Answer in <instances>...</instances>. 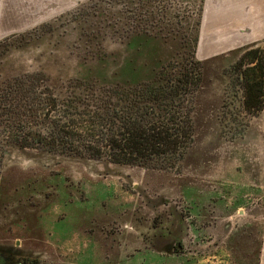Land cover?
I'll return each instance as SVG.
<instances>
[{
  "label": "rangeland",
  "instance_id": "1",
  "mask_svg": "<svg viewBox=\"0 0 264 264\" xmlns=\"http://www.w3.org/2000/svg\"><path fill=\"white\" fill-rule=\"evenodd\" d=\"M7 1L0 8L1 97L11 93L4 86L22 77L33 79L27 87L34 95L51 93L56 99L100 84L125 87L149 79L180 48L179 38L153 39L136 27L126 36L123 28L137 11H127V0L123 5L118 0H54L48 8L50 4L40 2L30 18L24 10L28 4L19 3L23 8L15 13L8 8L14 0ZM12 14H23L15 19L18 26ZM253 46L264 50L263 42L247 47ZM223 55L203 61L191 114L193 143L177 172L0 142V264H20V255L35 258L37 264H187L186 258L171 256V248L162 249L163 243L173 246L197 226L204 232L201 221H207L212 207H221L222 192L214 180H222L226 164L238 162L234 157L244 134L228 140L218 127L223 113L227 122L244 117L234 109L237 96L224 75L234 55ZM6 112L0 109V120L8 118ZM72 113L61 107L54 115ZM94 121L83 116L68 125L93 135ZM201 258H192L191 264H211Z\"/></svg>",
  "mask_w": 264,
  "mask_h": 264
},
{
  "label": "trees",
  "instance_id": "2",
  "mask_svg": "<svg viewBox=\"0 0 264 264\" xmlns=\"http://www.w3.org/2000/svg\"><path fill=\"white\" fill-rule=\"evenodd\" d=\"M148 1H126L127 11L137 10L138 15L131 12V21L123 30L126 36L136 27L140 33L152 34L153 39L179 38L180 48L173 59L159 66L145 81L125 87L120 83L100 84L98 89L84 88L85 92L78 90L61 99L51 93L34 95L27 87L33 80L30 77L10 81L4 86L11 92L8 98L0 96V109H7L8 117L0 120V142L51 155L177 172L193 143V99L203 72V63L195 57L202 0L196 18H191V13L179 18L178 11L169 12V6L161 4V0L150 8ZM172 13L177 17H171ZM239 52L224 75L237 96L234 109L244 117L228 122L225 113L218 117L220 132L228 140L242 135L250 120L264 112V50L253 46ZM117 88L122 92L115 91ZM61 107L74 113L55 116ZM83 116L96 120L93 135H88V129L84 133L69 127L70 121L74 123ZM32 128L38 130L28 131ZM227 128L234 136H227Z\"/></svg>",
  "mask_w": 264,
  "mask_h": 264
},
{
  "label": "crops",
  "instance_id": "3",
  "mask_svg": "<svg viewBox=\"0 0 264 264\" xmlns=\"http://www.w3.org/2000/svg\"><path fill=\"white\" fill-rule=\"evenodd\" d=\"M40 2L50 4L47 8L54 6V0H14L8 8L17 13V9L23 8L19 3L28 4L30 7H24V10L31 13L25 14L30 18L37 14ZM155 2L149 0L147 4L152 8ZM161 2L169 6V12L178 11L179 18L182 17L180 10L185 12L182 15L191 13V18H196L199 0ZM183 2L188 7H183ZM7 3L9 1L2 0L0 8H5ZM175 13L169 15L177 17ZM12 15L18 26L15 19L23 17V14ZM197 37L195 57L198 61L203 63L204 59L226 53L223 57L234 55L230 59L231 64L239 49L253 43H264V0H202ZM240 141L238 155L234 157L238 162L232 160L226 164L222 180L213 179L222 192L218 195L221 207H212L206 215L207 221H201L204 232L197 226L195 232L186 233L187 239L180 241L184 253H171L174 258L184 257L187 264L192 263V258L197 260L203 255L204 260H201L211 264H264V112L250 120Z\"/></svg>",
  "mask_w": 264,
  "mask_h": 264
},
{
  "label": "flooded vegetation",
  "instance_id": "4",
  "mask_svg": "<svg viewBox=\"0 0 264 264\" xmlns=\"http://www.w3.org/2000/svg\"><path fill=\"white\" fill-rule=\"evenodd\" d=\"M184 237H187V236H182V237H179V238H182L181 240L184 241L185 239H187V238H184ZM179 243L180 242L177 241V240L173 243V246H170V245L168 246V245H165V243H163L162 249L167 251V250H170V248H171V252L173 254H177V253L183 254L184 253V250L182 249L183 247H182L181 243L180 244ZM177 244L180 246V247H178L179 249H177ZM17 260L19 261L20 264H37V262H36L37 260L35 258H32V257L29 258V257H25V256L20 255V257H18Z\"/></svg>",
  "mask_w": 264,
  "mask_h": 264
}]
</instances>
